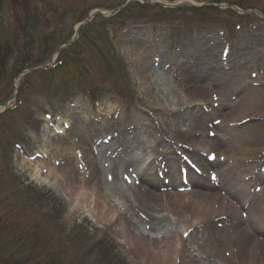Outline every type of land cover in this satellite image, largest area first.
Returning a JSON list of instances; mask_svg holds the SVG:
<instances>
[{"label": "rangeland", "instance_id": "obj_1", "mask_svg": "<svg viewBox=\"0 0 264 264\" xmlns=\"http://www.w3.org/2000/svg\"><path fill=\"white\" fill-rule=\"evenodd\" d=\"M93 10L99 12L75 32ZM132 60L146 64L144 73L132 68ZM255 89L264 92V0H0V109L8 107L0 113V262L141 264L108 226L74 212L60 191L29 177L16 165V154L26 160L65 149L82 175L86 147L111 203L120 208L119 198L129 194L136 206L132 221L146 227L149 208L133 197V181L119 177L113 183L111 167L121 174L132 151L156 160L169 152L195 175L184 171L174 184L163 166L151 173L132 167L136 187L140 182L150 193L166 195L202 184L247 214L264 192V103L255 119L245 108L262 96ZM251 120L257 135L250 133ZM207 138L217 147L193 145ZM219 148L236 152L229 162L246 163L240 181L247 186L226 192ZM247 150L254 154L239 153ZM260 209L264 213V201ZM161 214L166 212H156ZM169 223L163 226L184 233ZM229 223L225 215L214 231L231 234ZM158 227L149 228L151 236L160 234ZM254 236L264 241V224ZM221 258L205 264L223 263Z\"/></svg>", "mask_w": 264, "mask_h": 264}, {"label": "bare ground", "instance_id": "obj_2", "mask_svg": "<svg viewBox=\"0 0 264 264\" xmlns=\"http://www.w3.org/2000/svg\"><path fill=\"white\" fill-rule=\"evenodd\" d=\"M131 63L132 68L136 69L138 67L140 72L144 73L146 64H142L143 62L139 60L137 62L132 60ZM136 63H140V67ZM255 90L257 91V89ZM257 93L262 96L254 98L250 105L245 106L247 110L250 109L249 113L254 115L251 119H255L257 112L260 113L259 110L262 107V103H264L263 90H259ZM237 103L233 104L234 108L238 106L239 103ZM228 112L234 113L233 111ZM250 124V128H252L250 133L257 135L259 131H257L255 120H251ZM253 129H256V131ZM208 138L194 141L193 145L199 150L216 148V145L208 142ZM243 138L246 141L251 140L248 135H244ZM128 147L131 146L129 145ZM139 147L144 152L147 151V146L144 147L140 142ZM154 148L155 144H152L150 152H153ZM217 151L216 156L219 160L216 163L217 166L219 165L223 169L222 176L224 181L222 184L226 192L233 193L235 190L234 186L237 184H241L244 187L247 186V183L240 181V174H242L243 168L246 167V163L239 161V159H234V163L229 162L230 156L235 155L236 152L230 150V155L228 153L229 150L224 152L219 148ZM126 152L124 150V153ZM239 153L242 155H245V153L254 154L253 150H247V152L239 151ZM83 154L84 156L80 161L81 168L84 171L82 175H80L75 166L77 163L76 159L72 158L70 152H66L65 149L57 148L47 151L46 156H36L26 160L23 155L16 154L14 160L16 165L25 170L24 172L29 177L57 189L67 200L70 199L74 212L87 214L93 220L108 226L113 234L126 245L132 259L141 264H205V261H209L210 258L214 260L221 256L224 258H221L223 263L220 261V264H264V241L258 240L254 236V232L258 231L260 225L264 224V213L260 209L261 203L264 201V192L259 198L258 196L255 197L258 198L257 202H259V205L254 204L253 208H249L245 218L242 217L243 219L240 217L242 215L238 207L231 202L230 197L226 200L225 197L216 195L214 192L206 193L204 190H210L211 187L203 186L196 180L195 182L200 184L198 185V190L192 188L189 192L183 194H178L175 190L168 192L166 195L150 193L147 190L148 188H145L140 182H138V187L135 186L136 181L132 167L136 172L139 170L151 171L154 165L151 161L145 165L146 160L139 158L137 153L132 151L123 159V171L121 174H118L113 167H111L110 173L111 178L114 179L113 183L119 184V177L129 184L133 181V194L136 195L133 197L139 204L149 208L150 212L145 213L146 217H144L146 227H140L141 224H139L138 220H135L136 222L132 221L133 209L136 206L133 204V199H130V195L124 194L123 198H119L121 200L120 208L112 204L110 196L106 194L101 188L99 181L95 179L94 172L96 171L94 165H92L93 158L88 155L86 147L82 152ZM162 157L165 164L170 162L166 167L171 168L172 172L170 175L174 179V184L181 180L180 173H177L179 168L188 171V176L193 177L195 175L190 171L188 165L178 166L176 162H172L171 160L174 157L171 153L165 152ZM58 158L66 164L63 163L61 165V161H56ZM200 170L203 172V167ZM137 176L140 179L139 174ZM151 176L155 177V173ZM232 177H237L235 179L240 182H234ZM236 198L239 200L237 196L234 199ZM239 203L242 205L241 201ZM161 210L165 211L166 214L157 216L156 212ZM225 215L229 217V225L233 228L232 233L229 235L220 233L217 230L214 231L215 228L213 227L214 222H220ZM166 222L168 224H170L169 222L175 225L178 224V227L185 228L184 233L166 228L163 226ZM154 227H158L160 234L151 236V229L149 230V228ZM197 228H200V232L197 230L194 235L187 237L189 232L191 233L192 230ZM245 243L248 244L246 245ZM198 253L203 254L202 258H198ZM227 253L229 257H225ZM214 264H218L217 261Z\"/></svg>", "mask_w": 264, "mask_h": 264}]
</instances>
